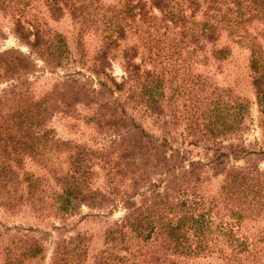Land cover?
Here are the masks:
<instances>
[{"label": "trees", "instance_id": "trees-1", "mask_svg": "<svg viewBox=\"0 0 264 264\" xmlns=\"http://www.w3.org/2000/svg\"><path fill=\"white\" fill-rule=\"evenodd\" d=\"M31 1L0 0V12L10 17L20 43L46 66L62 68L64 40L30 15ZM39 1L53 20L66 12L79 31L100 27L102 41L88 60L80 33L75 46L78 60L89 62L98 88L70 76L35 98L22 78L33 69L29 56L14 49L0 52V79H17L0 94V208L13 213L28 205L39 217L65 219L81 207L110 211L118 204L122 215L104 228L101 247L89 263V238L75 233L54 243L49 264H264V0H149L148 10L158 17L147 19L176 28L177 41L154 45V51L141 45L147 59L153 53L167 60L169 52L178 54L199 40L212 44L224 33L245 48L258 147L243 140L250 125L244 99L192 72L166 97L163 74L134 62L138 48L118 49L132 32L127 20L134 17L140 22L133 32L150 39L143 1L105 11L97 0ZM116 50L124 73L120 82L106 73ZM209 54L220 62L229 49L212 48ZM77 105L91 109L89 122L114 136L106 145L92 149L59 140L47 127L54 114L71 116ZM135 107L142 109V117L163 122L160 135L136 122L128 112ZM169 117L171 122L165 123ZM178 118L184 138L199 145L202 158L188 157L171 144L165 128ZM26 162L42 174L28 170ZM206 171L222 177L211 194L202 186ZM98 179L101 186L95 187ZM0 254L1 264H26L42 259L44 250L35 238L15 234Z\"/></svg>", "mask_w": 264, "mask_h": 264}, {"label": "rangeland", "instance_id": "rangeland-1", "mask_svg": "<svg viewBox=\"0 0 264 264\" xmlns=\"http://www.w3.org/2000/svg\"><path fill=\"white\" fill-rule=\"evenodd\" d=\"M145 5V10L148 11L145 16L146 21L151 26L149 32L151 37L149 40L145 39L144 34L133 32L137 25H139L138 17H134L130 22L127 20V25L133 27L132 32H128L124 38L119 41L118 49H123L129 46H135L139 54H137L134 62L141 63V68L152 69L155 67L156 72L162 73L166 78L164 83V94L166 97L171 94L172 90L182 84L188 72H192L201 75L213 84L215 87L226 88L230 91L233 97H239L244 99L249 108V121L250 124L248 131L243 135L245 144L252 145V147L260 146V137L255 127L256 121V107L254 104V98L252 89L250 87L249 74L247 69L248 52L245 48L229 41L224 33L221 34L219 39L208 44L202 40L197 42V45H187L185 48H181L179 53H171L166 56L169 59L155 58L151 53L150 58L147 59L149 54H146L141 45L147 44L153 50L154 45L158 47L166 44H174L177 41V37L174 36L176 28L172 30L165 29L161 24H158L157 20L147 19L149 15L158 17L157 12L148 10V1L141 0ZM200 4L202 0H197ZM99 9H117L122 5L127 7L133 5L135 0H97ZM30 15L35 16L39 21L45 24L51 32L60 35L65 43L66 61L62 68H52L46 66L43 61L34 53L30 52L16 38L12 31V21L10 17L0 12V52L5 49H14L24 55H28L29 59L33 62V69L30 73L24 75L22 78L27 83V88L33 97L38 98L44 93L48 92L52 85L62 81L63 79L73 76V78L84 83L87 87L97 89V79L89 72V62L86 61L83 64L79 61L75 46L77 43L78 34L81 35V42L83 46L84 54H86L85 60H88L94 51L102 41V30L100 27L96 31L94 26L91 28L79 31L78 24L73 21L69 15L64 12L63 16L59 19L53 20L48 17L45 8L42 6L39 0H32L29 5ZM196 19H199V13H197ZM143 29L146 26L142 25ZM173 32V34H172ZM147 37V36H146ZM155 40V43L152 41ZM226 46L229 49L228 56L220 62L214 61L210 57V50L218 49ZM154 51V50H153ZM164 51V50H163ZM159 51L158 53H162ZM190 52L191 56L186 57L185 53ZM65 55V56H66ZM115 58L109 60L110 67L106 70L116 82H120L124 77V73L120 67V59L118 57V50L114 52ZM158 55V54H157ZM157 57V56H156ZM178 71V72H176ZM171 73V74H169ZM174 73V74H173ZM176 76V79L173 80ZM17 79L2 80L0 79V94L6 90L9 85L15 84ZM179 99V98H177ZM182 103V99L178 101ZM178 103H175L177 106ZM178 110L181 109L180 105L177 106ZM91 109L77 105L71 116H65L60 113L54 114L47 122V127L52 130L55 138L63 141H69L72 143L84 144L89 148H99L107 144L109 139L114 136L110 131L97 129L91 122H89V116ZM129 113L134 115L136 122L148 133L158 136L161 134V128L163 122L160 119H154V117L145 116L142 117L143 111L140 108L135 107L133 110H128ZM167 114L166 111H164ZM172 116V115H171ZM171 118H164V121L171 122ZM177 119V124L167 125L165 131H167V137H170L173 147H178L186 151L188 157L202 158V150L197 143L184 138L183 121ZM241 161L233 163L231 165L239 166ZM25 167L36 175L42 174V171L38 170L35 166L25 163ZM264 164H261V168ZM206 179L202 186L206 193H213L219 185L222 177L211 176L208 171L205 172ZM51 182H48V185ZM95 187L101 186V179L94 182ZM122 215L121 208L118 204L109 211V209H87L86 207L79 208L73 216L66 217L65 219H55L53 217H39L35 215L28 205L21 206L16 212H5L0 208V251L2 246L6 243L7 239L15 234H22L35 238L43 247V258L36 261H30L26 264H49V258L54 243L60 238H67L75 233L84 234L89 238V244L87 249L88 263L90 257L101 247V237L104 228L112 221L118 219ZM1 264V254H0ZM196 264H208V262H198Z\"/></svg>", "mask_w": 264, "mask_h": 264}]
</instances>
